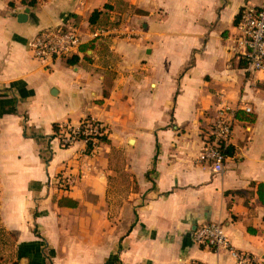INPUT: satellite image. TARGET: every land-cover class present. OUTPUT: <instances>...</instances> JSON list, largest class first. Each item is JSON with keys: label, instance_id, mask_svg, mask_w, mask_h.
Returning <instances> with one entry per match:
<instances>
[{"label": "crops", "instance_id": "obj_1", "mask_svg": "<svg viewBox=\"0 0 264 264\" xmlns=\"http://www.w3.org/2000/svg\"><path fill=\"white\" fill-rule=\"evenodd\" d=\"M263 1L0 0L5 264H236L194 241L211 222L264 263V73L236 43L242 9ZM67 24L80 54L37 61L31 42ZM222 107L237 122L216 174L202 152ZM88 118L110 143L64 148L54 125Z\"/></svg>", "mask_w": 264, "mask_h": 264}, {"label": "built area", "instance_id": "obj_2", "mask_svg": "<svg viewBox=\"0 0 264 264\" xmlns=\"http://www.w3.org/2000/svg\"><path fill=\"white\" fill-rule=\"evenodd\" d=\"M237 29V50L245 69L252 73H264V1L259 6L247 5L242 9ZM82 45L78 26L67 24L42 30L31 42L30 49L37 61L51 66L58 60H68L80 54ZM246 112L252 113V110L247 109ZM88 119L81 121L78 126H61L57 137L64 148H69L77 142H84L87 146L92 144L91 152H93L99 146L98 138L107 136L106 129L102 123ZM236 122L237 116L234 111L225 107L220 108L204 141L202 160L211 165L216 174L224 172L226 152L230 148ZM57 179L66 189L65 178L60 175ZM193 237L194 241L203 248L217 253L222 250L227 251L236 264H264L256 256L234 249L220 223L211 222L197 228ZM0 264H5L2 258Z\"/></svg>", "mask_w": 264, "mask_h": 264}, {"label": "trees", "instance_id": "obj_3", "mask_svg": "<svg viewBox=\"0 0 264 264\" xmlns=\"http://www.w3.org/2000/svg\"><path fill=\"white\" fill-rule=\"evenodd\" d=\"M23 4L28 5L29 7H36V6L38 5V3L36 2V0H23ZM105 9L108 10V9H109L108 6H107V8H105ZM102 15H103L102 12H100V11H95V12L92 14L91 18H90V24H91L92 26L97 25V24L99 23L100 18H101ZM76 26H77V25H76ZM69 63H71V62H69ZM88 120H92V118H89ZM250 121H253V119L250 118ZM54 131H55L56 135H59V133H60V131H61V126L58 125V124H55V125H54ZM98 139H99V143H100V144H101V143H106V144H109V143H110V140L108 139V136L101 137V138H98ZM92 149H93V148H92V144H89V145H88V150H87V152H88V153H91ZM226 154H227V155H230V154H231L230 148L227 150ZM262 190H264V185L260 186V192H262ZM261 198H262V197H261ZM60 205H61V206H62V205L64 206V205H65V202H64V201L60 202Z\"/></svg>", "mask_w": 264, "mask_h": 264}, {"label": "rangeland", "instance_id": "obj_4", "mask_svg": "<svg viewBox=\"0 0 264 264\" xmlns=\"http://www.w3.org/2000/svg\"><path fill=\"white\" fill-rule=\"evenodd\" d=\"M5 238H7V237L5 236ZM3 240H5V239H1V237H0V255H3V257H4L3 260L5 259L8 262L11 259V255L9 252L11 251V244H12V243H10V248H8V246H9L8 242H12V241H11V239H9L7 244H5V242H3Z\"/></svg>", "mask_w": 264, "mask_h": 264}, {"label": "water", "instance_id": "obj_5", "mask_svg": "<svg viewBox=\"0 0 264 264\" xmlns=\"http://www.w3.org/2000/svg\"><path fill=\"white\" fill-rule=\"evenodd\" d=\"M27 15H28V11L24 15H21L20 16V20L23 19V18H25Z\"/></svg>", "mask_w": 264, "mask_h": 264}]
</instances>
